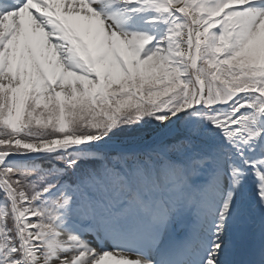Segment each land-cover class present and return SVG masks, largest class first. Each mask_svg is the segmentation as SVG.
Masks as SVG:
<instances>
[{
	"label": "snow or ice",
	"instance_id": "1",
	"mask_svg": "<svg viewBox=\"0 0 264 264\" xmlns=\"http://www.w3.org/2000/svg\"><path fill=\"white\" fill-rule=\"evenodd\" d=\"M0 264H264V0H0Z\"/></svg>",
	"mask_w": 264,
	"mask_h": 264
}]
</instances>
